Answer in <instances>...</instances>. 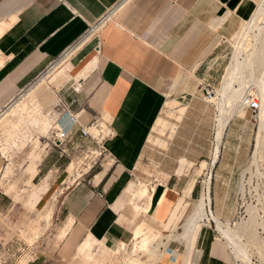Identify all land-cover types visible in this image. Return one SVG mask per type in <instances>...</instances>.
<instances>
[{"label": "crops", "instance_id": "0c3cea01", "mask_svg": "<svg viewBox=\"0 0 264 264\" xmlns=\"http://www.w3.org/2000/svg\"><path fill=\"white\" fill-rule=\"evenodd\" d=\"M122 1L0 0V114ZM244 2L125 0L100 37L95 41L94 34L86 37L75 51L89 44L84 57L77 55L75 59L77 64L84 63L85 68L77 73L74 63H64L61 84L76 79L66 90L63 86L59 95L54 92L56 98L61 97L55 105L61 102L66 107L68 114H64L63 124L77 118L85 128L100 119L105 122L108 130L105 134L109 136L103 146H97L90 170L71 184L67 181L76 171L71 162V145L57 148L51 137L42 136V159L31 164V160L23 159L27 155L23 149L10 160L11 153H3L7 144L0 138V225L18 207L14 197L24 202L29 197L33 209L42 207L38 211L42 217L39 228L35 231L32 227L26 234L32 240L31 245L50 226L53 215L58 222L59 243L32 245L30 264H123L119 258L127 254L129 244L133 248L134 236L142 238L135 249L141 245L140 258L145 264H238L209 215L191 233L186 232V225L200 201L207 198L209 182L212 217L230 223L234 218L232 207L238 200L235 188L243 181L254 138V134H248L247 116L236 117L242 111L229 121L220 145L215 134L196 145L191 137L186 147L183 143L188 134L174 136L170 157L177 156L182 148L184 154L206 156L205 160L193 162L187 176L180 174V162L173 159L174 166L179 167L169 171L165 184L149 188L140 181L136 187L133 180L145 162L147 144L168 97L177 94L187 99L194 97L196 90L202 88L204 94L207 86L215 89L221 84L231 25L237 21L232 38L241 25L237 14L248 20L256 11V4L251 2L244 8ZM80 126L72 129V137L82 144H93L81 135ZM56 129L59 134L63 131L61 125ZM185 161L182 159V165ZM16 165L30 171L32 176L5 179V170L10 166L16 169ZM60 171L61 177L52 184V175ZM41 178L43 181L37 185ZM59 183L63 188L54 198V212L53 204L41 205L42 196L54 194ZM31 186L35 187L26 199L18 195V188ZM143 186L148 187L149 195L159 187L156 195L136 201L142 208L136 211L132 196L133 193L137 196L134 189ZM177 196L179 202L171 213ZM184 199L198 202L179 228L187 210ZM136 221L134 227L132 222ZM4 230L0 226V234ZM126 242L129 243L124 249ZM143 256L149 261H143Z\"/></svg>", "mask_w": 264, "mask_h": 264}, {"label": "rangeland", "instance_id": "374dc122", "mask_svg": "<svg viewBox=\"0 0 264 264\" xmlns=\"http://www.w3.org/2000/svg\"><path fill=\"white\" fill-rule=\"evenodd\" d=\"M251 2L256 4L255 13L248 20H245L243 14L238 13L237 15L241 18L240 28L231 38V34L235 28L234 26L237 23V21L234 20L231 25V33L230 35H227V40L234 42V45L238 43L239 39H243L244 45H240L239 47L242 49V53L239 58L240 62L251 59L255 61V65L253 67H247V69L250 70L244 72L242 80H237L239 79V76L236 73L237 70L233 69V65L235 63V57L237 58L236 54H239V52L233 48L231 43H229L228 45L230 48L227 54L228 57L223 64V73L225 76L222 80L220 79L221 84L215 88L218 94L217 97L213 100L206 99L202 88L196 90L194 97H188L187 99L179 98L177 94H172L168 97L167 104L162 111L156 126L154 127L152 137L147 144L146 151L148 154L145 162L141 165L140 170L136 173V177L133 180V184L135 183L136 187H139L140 181L146 182L149 185V188L155 185L165 184L170 177L169 171L175 167H179V165L174 166V163H172L174 160L180 162V167H182V172L180 174L187 176L194 165L193 162H195L196 159H206V156L202 155L184 154L183 148L181 153H178L177 156L170 157L168 153L171 142L174 140V136L176 134H188L187 139L183 143V147L188 146V142L191 141V137H194L193 145L202 142L205 143L206 139H208V136L210 138L211 134H215L217 138L216 133L218 129V121L221 119L217 108L218 103L221 100L220 91L225 84V81L227 83L231 81V78L233 77L235 79V83H233L234 85L240 83V86L242 87L244 83H250V86H252L250 94L253 91H256L259 96L264 93V0H249L244 8L248 7ZM113 20L114 19L111 18L109 21L106 20L92 26L90 32L87 34V37L94 34L95 41L98 37H100L101 32L104 31ZM254 20H257L255 21V28H252V31L250 32L248 31L246 35H240V32L243 29H246L247 25ZM258 28L261 29V31H259ZM84 40L78 42L66 55L58 58L37 80H35L19 97H17L16 100L2 112V114H0V138L7 144L4 145L5 148L3 149V153H11V156H9L10 160L13 161L15 159V153L17 154L18 150L23 149V152L27 153V155L23 157L24 160H31V164L33 162L38 163L42 159V146L40 145V142H42V136H45V138H48L47 136H49L54 140L57 139L59 133L56 127L60 125V122L64 119V114H66L67 111L65 112L66 107L61 102L55 105L58 100L60 101L59 98L61 97L56 98L54 92L56 91L55 94H58V91L63 86H65L66 90V88H69L73 83H75L73 80H75L76 77H73L69 81L61 84L65 72L63 70L64 63L65 65L70 62L74 63L75 71L77 73L81 72L85 68L84 63H75L77 55L84 57V54L86 53V47L89 44H87L82 50L75 53L76 49L84 42ZM91 55L98 57L95 52H92ZM61 72L63 75H61ZM234 85L233 88L239 89L238 86L235 87ZM54 88L56 89L54 90ZM76 88H78V85H76ZM182 90L183 87L181 91ZM256 92L254 94L258 95ZM234 106L235 105H233V110L235 114L242 111V113L236 117L246 115L247 119L250 120L248 134H254V138L250 148V154L246 159V171L243 181L239 188H235V190L238 191V200L232 207L234 218L231 223L229 220L222 221L223 223L228 221L227 223L230 224L231 228L236 229L237 226L243 227V225L249 221L251 214L254 220L257 219L255 220V227L247 231L248 233L245 229L241 230V232H245L241 233V235L243 238L242 242L245 244V253L248 261L246 262L241 258H238L237 260H241L244 264H264V239L259 233V228L264 229V220H262L264 219V134L259 145H257V133L261 124V113L259 112L257 116H252L251 112L247 111L245 108V110L241 108V104H238V106L236 105L237 107L235 108ZM59 117H61V120L57 123L56 121ZM96 126L101 127V129L96 128ZM81 128L82 126H80V130H82ZM85 128L92 136H94V138H98L100 134L99 131H103L104 133H107L108 131L105 122L100 119H96L89 127ZM85 138H89L93 144H82L76 140L75 137H72V134L64 140V145H71V162L74 163L76 167L75 173L70 180L67 181L69 184H71L73 180L88 172L91 165L94 164V155H92V152H98V145L92 137L88 136ZM166 159L168 160L164 162ZM182 159H186L184 165H182ZM13 166H10L5 170V179L12 180L22 176L29 179L32 176L30 171L26 172L23 167H18V165H16L15 169ZM72 168L73 166L70 168V171ZM62 173L63 171H60L52 175L53 177L51 183L54 184L57 182ZM42 181L43 178L39 179L37 185H39ZM60 184L61 183L58 184V188L54 194L45 193L42 196L43 199L41 205L53 204L54 212L56 205V199L54 198H57L58 195L62 193L63 187H61ZM34 187L35 186H31L30 188L22 187L15 190L18 192V195H23L26 199ZM158 187L155 188L153 195H149V189L147 186H143L139 190L134 189L137 196H134L133 193L131 201L132 207L136 211H142V208L136 203V201L156 195ZM204 189L205 185L203 187V190ZM179 197L177 196L178 201L171 209V213L177 206ZM14 200L18 203V207H15L8 219L4 220L0 225L5 228L3 233L0 234V264H30L33 256L29 253V249L32 245L40 247L44 243H47L48 245H57L59 243L56 236L58 222H56L53 215L50 226H48L41 237L31 245L32 240L30 237L28 239L26 234L27 232H31L30 229L32 227H35V231L36 228H39V223L42 217L41 213H38V211L42 207L40 208L39 206L38 208L33 209L32 203L29 201V197L27 202L19 199L17 201L15 197ZM197 202L198 201L188 202L184 199L183 203L187 205V210L182 216L177 227L181 228L184 225L186 218L191 214ZM248 211H251V213ZM132 223L135 227L137 221ZM42 224L44 226L43 222ZM53 234L55 235L53 236ZM36 236L38 237V235ZM141 240L142 238L136 239L135 236L132 238L133 248L132 243L129 244L127 247L129 250H127V254L123 253L119 258L123 264H145L140 258L141 245L135 249L136 243H140ZM129 242L123 244L124 249ZM145 242L148 244V241ZM145 242L144 244H146ZM167 242L168 240H165V243ZM144 249L148 250L146 247H144ZM157 257L154 258L157 259ZM143 261H149V258L147 256H143Z\"/></svg>", "mask_w": 264, "mask_h": 264}, {"label": "bare ground", "instance_id": "6f19581e", "mask_svg": "<svg viewBox=\"0 0 264 264\" xmlns=\"http://www.w3.org/2000/svg\"><path fill=\"white\" fill-rule=\"evenodd\" d=\"M248 1L249 0H245L244 5H246ZM255 21H257V20L250 22V24L247 25V28L243 29L240 32V35L241 34L246 35V33L248 31L249 32L252 31V28H255V25H256ZM258 30L261 31V29H259V28H258ZM238 36H239V34H238ZM230 43L233 46V48L239 52V54H236L237 58L235 57V59H234L235 63L233 65L234 66L233 69L237 70L236 73L239 76V79H237V80L240 81V80H242V76H243L244 72H247L248 70H250V69H247V67H253L255 65V61L248 59V60H245L244 62H240L239 58H240V54L242 53V49L239 47H240V45H244L243 39H241V40L239 39L238 43H236L234 45H233L234 42H230ZM232 78H231V81H229L227 83H226V81L224 82L225 84L223 85V87L221 88V91H220L221 100L218 103V108H217L219 111V114L221 116V119L218 121V129H217V134H218L217 140H218L219 145L221 143L222 136H223V133H224L226 126L228 125V123L232 119V117L235 115V112L233 110V105H235L234 106V108H235L238 106V104H241V108L246 109V105H245L244 100H245L246 96L250 95V90L252 88V86H250V83H248V84L244 83V85L242 87L240 86V83H238L235 85H237L239 87V89H235V88H233V85H234L233 83H235V79L234 78L232 79ZM227 79H228V77H227ZM255 92L256 91H253L251 94H254ZM215 93H216V97H217L218 94H217L216 90H215ZM258 96H259V94H258ZM259 99H260V103H261V109H260L261 124L259 126V130H258V134H257L258 135L257 136V145H259V143L262 139V136L264 134V93H262V95L259 96ZM62 133H63V131L60 130L59 135L62 136ZM208 188L209 189L207 190L208 191L207 192V198L202 199L200 201V203L198 204L196 211L193 214V217L191 218V220L186 225V232H189V233L193 232L196 229L198 222L200 220H203L204 218H207L206 216L209 215L210 216L209 219H212L215 222L217 230L222 235V237L229 243L236 259L241 258L247 262L248 259H247L246 253H245V244H243V242H242L243 238L241 235V233H245V232H243V231L241 232V230L245 229V231L247 232V231L253 229L255 227V223H256L255 220H257V219L254 220V218L251 214L249 221H247L244 225L242 224L243 227L237 226L236 229H233V228H231L229 223H223L218 218H215L214 216L212 217L210 182H209ZM249 208H248V210H249ZM248 212L251 213V211H248ZM253 214H254V212H253ZM239 226H240V224H239Z\"/></svg>", "mask_w": 264, "mask_h": 264}, {"label": "built area", "instance_id": "2783aa9c", "mask_svg": "<svg viewBox=\"0 0 264 264\" xmlns=\"http://www.w3.org/2000/svg\"><path fill=\"white\" fill-rule=\"evenodd\" d=\"M125 0H123L116 8H114L113 10H111L104 18H102V20H100L98 23H102L108 19H111L117 12V8H119V6H121V4L124 2ZM97 23V24H98ZM92 28V27H91ZM90 28V29H91ZM90 29L88 30L87 34L90 32ZM87 34L81 38L79 40V42L83 41L86 37H87ZM76 45V44H75ZM74 45V46H75ZM73 46V47H74ZM72 47V48H73ZM72 48H70L64 55H66ZM204 96L206 99L208 100H213L215 97H216V93H215V89L211 86H207L205 89H204ZM245 105H246V110L251 112V115L252 116H257L260 112V109H261V103H260V99H259V96L258 95H255V94H250L248 96L245 97ZM73 103H75V100L73 101ZM68 114V112H66L65 116ZM65 121V119H63L61 122H60V125L62 126V129H63V133H62V136L61 135H58L57 136V139H53V145L56 146L57 148H60V146H62L64 144V140L65 138L69 137L71 135V132H72V129L76 126V125H79V122L77 120V118L75 119H69V123H68V120L66 121L67 124H63V122ZM65 122V123H66ZM96 128H100L99 126H96ZM81 133L83 135V137H92L93 140H95V142L97 143V145L99 147L103 146L102 143L104 142V140L109 136V134H105L103 131H99L100 134L98 136V138H94V136H92L88 130L86 128H81ZM92 155H94V160L96 159L95 156V152H92ZM262 219V218H261ZM264 220V219H262ZM235 224V223H234ZM233 224V225H234ZM260 229V234L262 235L263 239H264V229L263 228H259ZM237 263L238 264H244L241 260H237ZM253 263V261H252Z\"/></svg>", "mask_w": 264, "mask_h": 264}]
</instances>
